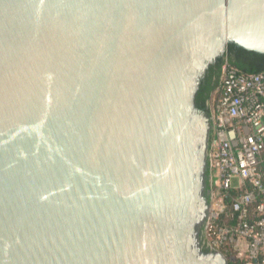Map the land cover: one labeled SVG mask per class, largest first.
<instances>
[{"label": "water", "instance_id": "obj_1", "mask_svg": "<svg viewBox=\"0 0 264 264\" xmlns=\"http://www.w3.org/2000/svg\"><path fill=\"white\" fill-rule=\"evenodd\" d=\"M236 50L264 0H0V264H229L196 95Z\"/></svg>", "mask_w": 264, "mask_h": 264}, {"label": "built area", "instance_id": "obj_2", "mask_svg": "<svg viewBox=\"0 0 264 264\" xmlns=\"http://www.w3.org/2000/svg\"><path fill=\"white\" fill-rule=\"evenodd\" d=\"M210 163L214 202L206 234L216 248L246 244L245 264H264V199L253 192L238 195L232 204L237 213L233 226L220 224L225 210L224 192L246 180L264 192L260 156L264 149V70L244 73L225 61L222 84L213 106ZM257 201L252 212L251 204Z\"/></svg>", "mask_w": 264, "mask_h": 264}, {"label": "trees", "instance_id": "obj_3", "mask_svg": "<svg viewBox=\"0 0 264 264\" xmlns=\"http://www.w3.org/2000/svg\"><path fill=\"white\" fill-rule=\"evenodd\" d=\"M263 59L264 57L254 53L243 50H236L235 54H229L228 58L225 61H228L231 64L235 65L237 68H239L241 72L255 73L264 70V63L261 62ZM219 78L220 83L222 84L221 67L219 70ZM218 95L219 93H217V97ZM260 168L264 171V149L260 156ZM244 192H253L257 197V201L264 199V192L259 191L258 189H256V187H254L251 183L246 180L240 182L239 184H236L235 186H232L228 191L224 192L225 210L219 216L218 222L220 224H225L229 226H233L236 224L237 213H234L232 215V204L234 199ZM257 201L251 204L252 212L256 208ZM227 245L223 247L224 249L222 251L225 252V254L228 256L229 264H244L246 260L245 257L235 256L237 251H235L234 248L236 249L238 246L230 244V246L228 247ZM255 264L260 263L257 262Z\"/></svg>", "mask_w": 264, "mask_h": 264}, {"label": "flooded vegetation", "instance_id": "obj_4", "mask_svg": "<svg viewBox=\"0 0 264 264\" xmlns=\"http://www.w3.org/2000/svg\"><path fill=\"white\" fill-rule=\"evenodd\" d=\"M225 60V57H219L211 62L198 82L196 102L199 108L207 112L210 117H212L213 106L217 99L215 94L219 93L221 87L219 70L220 67L222 69V63Z\"/></svg>", "mask_w": 264, "mask_h": 264}, {"label": "rangeland", "instance_id": "obj_5", "mask_svg": "<svg viewBox=\"0 0 264 264\" xmlns=\"http://www.w3.org/2000/svg\"><path fill=\"white\" fill-rule=\"evenodd\" d=\"M215 95H217V93L215 94ZM212 201L214 202V196H212ZM211 201V202H212ZM209 239V238H208ZM231 244V243H230ZM230 244H226L228 247L230 246ZM226 245H224V246H226ZM224 246H222V247H220L219 249L220 250H223L224 248ZM234 250L235 251H237V253L235 254V256L237 257V256H241V257H245L246 258V248H242V247H240V246H238L236 249L234 248ZM225 253V252H224ZM226 255V254H225ZM227 256V255H226ZM234 256V255H233ZM227 258H228V256H227ZM229 259V258H228ZM244 264H245V262H244Z\"/></svg>", "mask_w": 264, "mask_h": 264}, {"label": "crops", "instance_id": "obj_6", "mask_svg": "<svg viewBox=\"0 0 264 264\" xmlns=\"http://www.w3.org/2000/svg\"><path fill=\"white\" fill-rule=\"evenodd\" d=\"M261 62L264 63V59ZM241 243H242L241 247L246 248V244L244 243V241H242Z\"/></svg>", "mask_w": 264, "mask_h": 264}]
</instances>
